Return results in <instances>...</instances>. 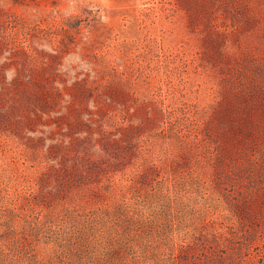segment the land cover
<instances>
[{
	"label": "rangeland",
	"instance_id": "rangeland-1",
	"mask_svg": "<svg viewBox=\"0 0 264 264\" xmlns=\"http://www.w3.org/2000/svg\"><path fill=\"white\" fill-rule=\"evenodd\" d=\"M175 175L197 237L262 264L264 0H0L4 238L50 257L38 210L152 203Z\"/></svg>",
	"mask_w": 264,
	"mask_h": 264
},
{
	"label": "trees",
	"instance_id": "trees-1",
	"mask_svg": "<svg viewBox=\"0 0 264 264\" xmlns=\"http://www.w3.org/2000/svg\"><path fill=\"white\" fill-rule=\"evenodd\" d=\"M181 181L180 176H167L152 203L141 194L134 202L123 196L114 206L58 211L52 225L45 224L40 209L33 228L51 231L56 252L40 257L25 250L18 235L6 239L0 233V264H245L253 256L250 249L232 246L218 229L197 237L184 222ZM211 235L214 243L208 241ZM260 262L264 264V255Z\"/></svg>",
	"mask_w": 264,
	"mask_h": 264
},
{
	"label": "clouds",
	"instance_id": "clouds-1",
	"mask_svg": "<svg viewBox=\"0 0 264 264\" xmlns=\"http://www.w3.org/2000/svg\"><path fill=\"white\" fill-rule=\"evenodd\" d=\"M9 79H11V73H9Z\"/></svg>",
	"mask_w": 264,
	"mask_h": 264
}]
</instances>
